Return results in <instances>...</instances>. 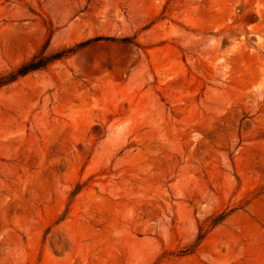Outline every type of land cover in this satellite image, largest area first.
Instances as JSON below:
<instances>
[{
  "label": "rangeland",
  "instance_id": "obj_1",
  "mask_svg": "<svg viewBox=\"0 0 264 264\" xmlns=\"http://www.w3.org/2000/svg\"><path fill=\"white\" fill-rule=\"evenodd\" d=\"M80 44L0 88V264H264V0H0V77Z\"/></svg>",
  "mask_w": 264,
  "mask_h": 264
},
{
  "label": "trees",
  "instance_id": "obj_2",
  "mask_svg": "<svg viewBox=\"0 0 264 264\" xmlns=\"http://www.w3.org/2000/svg\"><path fill=\"white\" fill-rule=\"evenodd\" d=\"M82 44L77 45L74 49H66V50H61L57 53L52 54L51 56L48 57H42V56H35L32 59L28 60L27 62L21 64L19 67H17L14 71L1 76L0 77V88L8 85L11 82L16 81L19 78H22L26 76L27 74L43 69L47 67L50 63L53 61L59 60L61 58H64L68 55H71L75 53V51L80 48ZM224 219V216H221L217 219L216 223H220Z\"/></svg>",
  "mask_w": 264,
  "mask_h": 264
}]
</instances>
